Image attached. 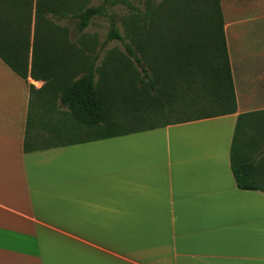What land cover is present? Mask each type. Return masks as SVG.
Segmentation results:
<instances>
[{
	"label": "crops",
	"instance_id": "1",
	"mask_svg": "<svg viewBox=\"0 0 264 264\" xmlns=\"http://www.w3.org/2000/svg\"><path fill=\"white\" fill-rule=\"evenodd\" d=\"M32 2L27 56L6 43L14 26L0 22V264H264V193L239 190L229 159L237 117L264 111V31L246 27L264 20V6H242L239 19L224 21L235 114L58 147L38 123L56 124L59 101L30 99V85H47L29 76ZM68 20L54 23L74 43L60 25ZM65 55L40 63L55 68L59 58L72 61ZM25 62L26 81L8 67ZM28 118L27 137L48 143L24 153ZM253 179L264 185V154Z\"/></svg>",
	"mask_w": 264,
	"mask_h": 264
},
{
	"label": "trees",
	"instance_id": "2",
	"mask_svg": "<svg viewBox=\"0 0 264 264\" xmlns=\"http://www.w3.org/2000/svg\"><path fill=\"white\" fill-rule=\"evenodd\" d=\"M171 1L178 3L180 5L179 9H182L183 4L189 0H163L155 4L153 0H143V10H140L134 4H130L127 0H103V3L97 7H89L90 0H35L32 42L33 61L29 76L32 80H42L47 85L46 89L44 88L42 91H35L33 86L30 85V99L32 101H52L53 103L59 101L60 107L66 109L60 113L61 108H59L57 122L52 125V128L45 126L43 123H38V126L42 129L56 133L53 136L52 143H55L56 136H63L65 128L62 123L63 118H70L85 127L100 125L103 122H113L112 118L109 117L114 112L112 107L107 106L106 101L108 100L102 91L104 89V79L107 78V72H110L109 69L112 65H120L124 72H127L128 68H130L131 72H127L131 79L129 85L135 81L137 84V86L134 84L136 89L138 85H140V90L143 88L154 90L164 85L172 84L177 92L184 88L183 91L185 93L183 96L189 100L188 104L193 110H200L199 107L204 104L214 107L213 109L215 110L202 112L190 117L178 118L162 125L141 129L110 131L95 137L82 139L61 140L58 142V147L123 137L157 130L173 124L236 113V101L224 34V21L219 0H190L191 2L199 3L200 11L205 19L204 24L208 21L209 23L212 22L213 19L209 17L206 9L210 8L208 5L214 6L220 32L219 43L212 42L208 44L206 42V45L202 46H193L185 43L181 46L182 49L179 47V50H172V63L167 59V62L163 65L158 64L155 67L152 65V56H158L156 60L159 62L162 60V49L166 46L172 47V44L167 42V39L172 37V35L167 30L165 16V7ZM118 3L130 10L129 15L125 16V18L123 17L120 22L124 35L130 40V45L125 47L128 56L124 58L122 56H106L102 60V70L95 68L96 56L93 60L85 56H73L72 61L69 62L74 65L69 69L66 66L69 62L66 63V61H62L59 58L54 68V60H56L54 56H64L65 54V56H70L69 49L70 47L73 48L74 45V43L67 41L66 29H58L54 22L66 19L76 20V30L83 32L94 18L105 15L107 6H114ZM197 4L184 5V7L188 9ZM32 5V0H0V16L5 13L0 20L2 28L14 26V28L9 30L6 43L10 40L11 45L25 46L26 56L30 48ZM173 8L171 7L172 11ZM61 30L64 31L65 35L62 34ZM182 33V31L178 30L175 32V34ZM113 40L123 41V37L116 28V22L112 21L103 45ZM4 44L5 42L2 43L3 46ZM3 54L5 55V50L3 51V47H0V56H3ZM41 56L45 59V56H52L54 60L52 62L45 60L40 63ZM130 61L140 68V72L144 74L145 79L137 78L135 68L130 65ZM5 63L7 64V62ZM125 65L129 67H125ZM8 67L22 80H27V62L19 69L10 64H8ZM77 74L82 75L78 78ZM95 75H98V80H95ZM125 82H128L126 77ZM128 102L116 101V103H120V106L124 104L121 107L122 109L135 106V101L132 102V106ZM115 114L118 115L119 113L115 112ZM120 114L119 121L130 116L125 111ZM251 116L264 118V111L237 117L229 152L230 168L236 187L239 190L264 193V189L259 188L253 182V171L258 165V158L264 154V122L245 123L244 119ZM32 128L33 126L28 118L23 147L24 153L40 151L43 148H32V146L38 147L41 144L46 145L48 143V141H33L27 137Z\"/></svg>",
	"mask_w": 264,
	"mask_h": 264
},
{
	"label": "rangeland",
	"instance_id": "3",
	"mask_svg": "<svg viewBox=\"0 0 264 264\" xmlns=\"http://www.w3.org/2000/svg\"><path fill=\"white\" fill-rule=\"evenodd\" d=\"M130 4H134L140 10H143V0H127ZM163 0H153V3H160ZM222 12L223 21L227 19H239L238 8L242 6H253L262 5L264 6V0H219ZM103 3V0H90L89 7H97ZM165 7L166 16V27L168 32L171 33L172 37L167 39L168 44H172V47H164L162 49L161 61H157L158 56H152V65L158 66V64L163 65L167 62V59L172 63V50L182 49V45L185 43L193 46H202L210 43H219L220 32L217 25V18L213 5H208L210 8L206 9L209 13V17L213 20L211 23L209 21L204 24V16L200 11L199 3L191 2L190 0L183 4L182 9H179L180 5L176 2L171 1L167 3ZM188 9L184 5H193ZM173 8V11L171 10ZM170 8V11H169ZM130 10L118 3L114 6H107L105 15L94 18L89 26L83 31L78 32L76 30V20L69 19L68 22H61L60 25L67 26L69 32L72 35V40L74 42L73 48L70 47V56H86L90 60H93L95 56L97 60L95 61V67L100 70L103 69L102 60L106 56H128L125 51V47L130 45V40L123 33V28L121 25L122 18L129 15ZM155 20V19H154ZM116 22V28L119 34L123 37V41L113 40L103 45L105 42L111 22ZM247 30L253 32L264 31V20L253 22L246 25ZM182 31V34H175L176 31ZM240 29V27L238 28ZM264 33V32H262ZM251 38L253 42L251 44L256 45L254 48H258L261 42V38L257 35V38ZM264 37V36H263ZM251 46V45H250ZM170 64V62H169ZM130 65L135 68V73L138 79H145L144 74L140 72V68L134 62L130 61ZM125 67H129L125 65ZM162 68V67H161ZM107 72V78L104 79V96L107 97V106L112 107L114 114H110L109 118H112V123L103 122L100 125L94 126H82L70 118H63L62 123L65 125L63 136H56L54 142L58 143L61 140H75L87 137H95L100 134H105L110 131H121L128 129H141L144 127L162 125L178 118L190 117L200 113L214 111V107L207 105H201L200 110H193L190 108L187 98L184 95V88L177 92L174 89V85H164L159 89H147L143 88L140 90L139 86L136 89V82L130 83L129 74L131 72L130 68L128 71L124 72L121 66H113ZM98 73V72H97ZM106 73V72H105ZM163 73V71H162ZM79 74H77V77ZM125 77L127 78V83L125 82ZM98 80V75L95 76ZM136 86H135V85ZM116 101L131 103L135 101V106L131 108H124L122 104L116 103ZM128 102V103H129ZM127 105V104H126ZM66 109L61 108L60 113L64 112ZM125 111L129 113V117L123 118L119 121L121 112ZM115 112L119 114L116 115ZM133 116V117H132ZM107 117V116H106ZM107 121L108 118H106ZM119 121V122H115ZM110 122V121H109ZM62 127V126H61ZM58 129V126H57ZM256 184L260 185L264 189V185L259 184L257 181L253 180Z\"/></svg>",
	"mask_w": 264,
	"mask_h": 264
}]
</instances>
